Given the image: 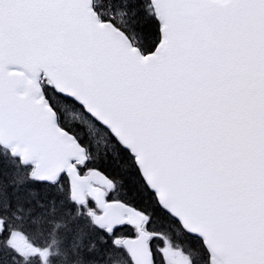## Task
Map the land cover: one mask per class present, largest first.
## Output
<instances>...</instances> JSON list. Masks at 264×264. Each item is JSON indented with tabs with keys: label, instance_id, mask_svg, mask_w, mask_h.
Returning a JSON list of instances; mask_svg holds the SVG:
<instances>
[{
	"label": "snow or ice",
	"instance_id": "1",
	"mask_svg": "<svg viewBox=\"0 0 264 264\" xmlns=\"http://www.w3.org/2000/svg\"><path fill=\"white\" fill-rule=\"evenodd\" d=\"M0 264H264V0H0Z\"/></svg>",
	"mask_w": 264,
	"mask_h": 264
}]
</instances>
